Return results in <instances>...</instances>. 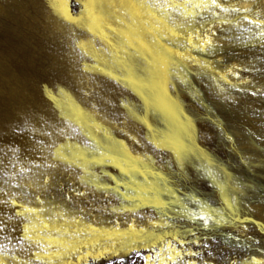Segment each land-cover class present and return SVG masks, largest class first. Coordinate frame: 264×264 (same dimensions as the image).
<instances>
[{
  "label": "rangeland",
  "instance_id": "1",
  "mask_svg": "<svg viewBox=\"0 0 264 264\" xmlns=\"http://www.w3.org/2000/svg\"><path fill=\"white\" fill-rule=\"evenodd\" d=\"M130 1L0 0V264H145L167 239L173 264L264 260V71L209 85L175 59L192 136H153L123 55L142 62L145 21L188 0ZM246 12L194 26L197 46L219 24L221 54L264 64V15Z\"/></svg>",
  "mask_w": 264,
  "mask_h": 264
},
{
  "label": "bare ground",
  "instance_id": "2",
  "mask_svg": "<svg viewBox=\"0 0 264 264\" xmlns=\"http://www.w3.org/2000/svg\"><path fill=\"white\" fill-rule=\"evenodd\" d=\"M130 2L133 1L131 0ZM186 8L189 10V13L184 15ZM172 10L173 12L169 14L167 13L168 11L163 12L162 16L165 17L164 23H161V21L158 22L156 19H152L150 22L145 21L144 24H147L146 26L151 32L148 34L150 39L147 40L145 45L139 43L141 46H144L142 54L144 60L142 62L138 61L137 54L134 51L132 52V50L127 51L125 55H123V59L127 60L125 62L129 66L128 73L132 76L133 80V84L129 88V106H141L146 114L148 113L151 115L153 113L154 115H158L160 125L159 129H152L151 132L153 136H161L163 134L161 129L165 127L169 130V134L174 135L175 139L177 138L179 141L183 142L182 140H189L192 136L190 130L193 126L184 118L186 115L180 114L174 110L173 101L175 100L173 95L177 88L187 84V78L184 72L177 69L172 62L175 59L182 60L185 63L193 64L194 62L200 70V75L209 85H212L211 83L213 81H221L224 85L232 88L246 87L244 85H246V83H251L253 80V73L259 75L258 73L264 71V64L257 62L254 63L255 65H242V62H239L237 57H229L221 54L220 46H214L215 43H221L218 35L219 24L216 25L212 23L208 29H206L201 45L197 46L198 41H195L196 35L194 34V26L198 28L200 25L211 23L212 21L210 20L216 19L219 13L224 14V16H222L223 20L229 21L236 20L239 14L245 16L247 13L246 11H256L259 12L260 15H264V0H215V3H213V0H188L183 6L173 8ZM230 11L233 12L231 15L228 14ZM209 12H211V14L207 16ZM129 14L126 16H129ZM130 17L133 16L130 15ZM140 28L143 29V27ZM197 34L199 35V31H197ZM143 35L144 34H142L141 37ZM184 36H186L188 40L186 45L183 40ZM197 48H201V52ZM102 58L105 57L103 56ZM226 89L227 87L224 86L221 88V91H226ZM255 95H257V103L264 106V89L261 94L257 92ZM135 108L137 109V107ZM188 119L190 120L189 116ZM156 242L157 241L154 243L156 244ZM163 243L164 245L155 251V258L151 257L152 253L145 256V264H173L176 260L177 263H183V250L178 248L171 240L167 239ZM190 260L191 262H195L194 258L190 257ZM256 261L258 264H264L263 258H257ZM187 264H189V262Z\"/></svg>",
  "mask_w": 264,
  "mask_h": 264
},
{
  "label": "snow or ice",
  "instance_id": "3",
  "mask_svg": "<svg viewBox=\"0 0 264 264\" xmlns=\"http://www.w3.org/2000/svg\"><path fill=\"white\" fill-rule=\"evenodd\" d=\"M213 3H215V0H213ZM93 7H94V5H85V8H88V9H90V10H91V8H93ZM62 14H64V15L66 16V18H70V15L67 14L66 12H64V13H62ZM45 227H46V225H45ZM25 231H27V228L25 229Z\"/></svg>",
  "mask_w": 264,
  "mask_h": 264
}]
</instances>
